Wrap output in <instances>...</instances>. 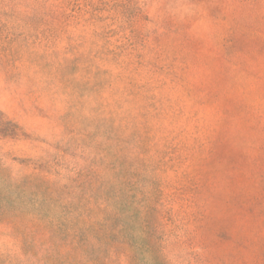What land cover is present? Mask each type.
Listing matches in <instances>:
<instances>
[{
  "label": "rangeland",
  "instance_id": "rangeland-1",
  "mask_svg": "<svg viewBox=\"0 0 264 264\" xmlns=\"http://www.w3.org/2000/svg\"><path fill=\"white\" fill-rule=\"evenodd\" d=\"M0 264H264V0H0Z\"/></svg>",
  "mask_w": 264,
  "mask_h": 264
}]
</instances>
